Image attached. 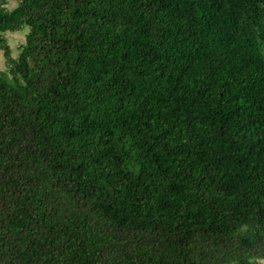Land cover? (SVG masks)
<instances>
[{
  "label": "trees",
  "instance_id": "obj_1",
  "mask_svg": "<svg viewBox=\"0 0 264 264\" xmlns=\"http://www.w3.org/2000/svg\"><path fill=\"white\" fill-rule=\"evenodd\" d=\"M16 1L0 264H264V0Z\"/></svg>",
  "mask_w": 264,
  "mask_h": 264
},
{
  "label": "rangeland",
  "instance_id": "obj_2",
  "mask_svg": "<svg viewBox=\"0 0 264 264\" xmlns=\"http://www.w3.org/2000/svg\"><path fill=\"white\" fill-rule=\"evenodd\" d=\"M29 28L26 27L22 31L15 32V33H7L5 35V39L7 44L12 49V55L16 57L19 54L20 46L25 41L26 34L28 33ZM0 69L7 70L6 60L4 57V53L0 48ZM264 263V261H262Z\"/></svg>",
  "mask_w": 264,
  "mask_h": 264
},
{
  "label": "crops",
  "instance_id": "obj_3",
  "mask_svg": "<svg viewBox=\"0 0 264 264\" xmlns=\"http://www.w3.org/2000/svg\"><path fill=\"white\" fill-rule=\"evenodd\" d=\"M8 2V7L9 8H14L17 5V1L16 0H7Z\"/></svg>",
  "mask_w": 264,
  "mask_h": 264
}]
</instances>
